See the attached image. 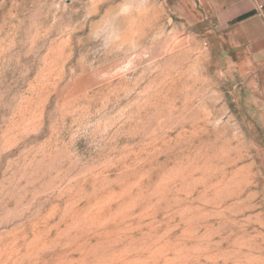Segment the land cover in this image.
<instances>
[{
  "label": "rangeland",
  "instance_id": "374dc122",
  "mask_svg": "<svg viewBox=\"0 0 264 264\" xmlns=\"http://www.w3.org/2000/svg\"><path fill=\"white\" fill-rule=\"evenodd\" d=\"M167 0H0V264H264V123Z\"/></svg>",
  "mask_w": 264,
  "mask_h": 264
},
{
  "label": "crops",
  "instance_id": "0c3cea01",
  "mask_svg": "<svg viewBox=\"0 0 264 264\" xmlns=\"http://www.w3.org/2000/svg\"><path fill=\"white\" fill-rule=\"evenodd\" d=\"M187 24L206 21L215 48L228 60L236 82L264 123V0H167ZM264 160V158H263Z\"/></svg>",
  "mask_w": 264,
  "mask_h": 264
}]
</instances>
